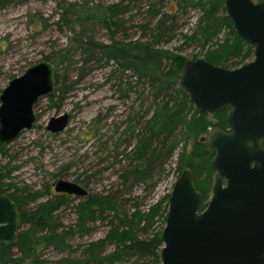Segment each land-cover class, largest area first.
Segmentation results:
<instances>
[{"label": "trees", "instance_id": "16d2710c", "mask_svg": "<svg viewBox=\"0 0 264 264\" xmlns=\"http://www.w3.org/2000/svg\"><path fill=\"white\" fill-rule=\"evenodd\" d=\"M28 1L0 0V8ZM138 5L146 7L143 14L147 23L138 26L141 36L132 40L127 33L128 23L135 17L131 12L140 13ZM58 10L60 13L53 26L58 32L64 30L70 35L63 47L43 58L56 68L54 93L47 97L49 107L58 111L67 99L72 89L67 85L68 70L79 81L94 68L110 64L111 74L126 80V88L117 92L122 98L127 97V92L135 94L140 101L139 109L125 120L126 128L121 135L125 137L123 150L118 151L120 143H114L110 149L116 153L111 165H120L115 189L87 193L80 198L74 206L77 218L74 227L61 228L56 217L70 202L69 196L51 193L49 199L38 203L40 197L50 193L51 187L32 191L28 185L19 187L9 181L17 170L16 166L10 167L15 158L8 155L7 146L0 147V158L8 159L0 166V193L8 195L16 204L21 226L14 248L0 245V264H45L43 251L49 248L58 252L72 251L66 242L68 238L77 233L89 234L94 224L104 222L109 230L103 239L83 248L82 257L63 262L160 264L157 251L161 247L160 234L169 197L140 205L136 202L138 198L132 197L133 190L141 186L144 193H152L167 176L166 166L172 162L177 176L184 168L193 171L196 189L205 203L213 185L209 164L213 153L200 138L211 127L225 130L227 112L199 114L179 86L181 68L187 60L161 46L175 39L179 15L197 10L200 15L190 33L180 35L184 46L178 50L192 46L198 50L200 59L233 70L252 60L253 48L234 32L225 13L224 0H118L111 3L82 0L66 6L59 4ZM222 31L226 37L218 43L217 37ZM101 32L106 38L104 42L99 38ZM98 122V118L94 120ZM92 176L88 175L84 182ZM160 225L162 228L156 231ZM108 245L113 246V251L105 254Z\"/></svg>", "mask_w": 264, "mask_h": 264}, {"label": "water", "instance_id": "95a60500", "mask_svg": "<svg viewBox=\"0 0 264 264\" xmlns=\"http://www.w3.org/2000/svg\"><path fill=\"white\" fill-rule=\"evenodd\" d=\"M236 35L253 48V58L229 70L204 59L186 61L179 86L199 114L227 111L226 129H208L200 138L213 153L211 195L195 186L184 168L172 185L157 251L160 264H264V0H224ZM55 66L30 65L0 93V147L16 141L37 122L35 106L55 89ZM67 114L51 117L46 131L63 132ZM55 194L84 198L86 190L59 180ZM20 213L0 193V245L14 248L19 240Z\"/></svg>", "mask_w": 264, "mask_h": 264}, {"label": "rangeland", "instance_id": "374dc122", "mask_svg": "<svg viewBox=\"0 0 264 264\" xmlns=\"http://www.w3.org/2000/svg\"><path fill=\"white\" fill-rule=\"evenodd\" d=\"M79 1L82 0H29L24 4H10L0 8V93L10 80L21 76L30 65L43 61L44 57H49L52 52L66 44L70 34L64 30L60 33L53 26L60 13L58 5L66 6L67 3ZM117 1L106 0L107 3ZM138 8L140 13L137 14L135 10L131 12L135 17L128 23L127 33L132 40L141 36L138 26L147 23L143 14L146 7L138 5ZM199 15L197 10H189L188 14L179 15L175 39L161 47L179 53L187 61L196 57L200 59L198 50L192 46L178 50L184 46L180 35L190 33ZM103 35L101 32L99 38L104 42L106 38ZM225 37V32L222 31L217 37L218 43ZM112 70L110 64L101 65L79 81L75 74L68 70L67 85H71L72 89L60 109L57 111L50 108L47 98L40 99L34 109L38 119L33 128L23 132L16 141L7 145L8 155L15 158L10 162V167H17L10 175L9 181L19 187L28 185L32 191L41 190L44 186L51 187L50 193L40 197L38 203L45 202L51 197V193H55L54 185L59 180L76 183L88 194L115 189L120 165H111L116 153L110 152V149L114 143H120L118 151L123 150L122 141L125 137L121 135L126 128L125 120L132 116L133 111L139 109L140 101L130 92H127L126 98L121 97L117 89H125L126 80L112 75ZM137 89L141 91L140 86ZM146 105L144 102V107ZM60 114L69 116L68 126L59 134L48 133V120ZM97 118L99 124L94 123ZM7 161V158H0V166L5 165ZM166 172L167 176L158 183L152 193L146 194L143 187H136L132 197L138 198V201H134L146 205L159 198L169 197L177 177L175 164H168ZM88 175L93 176L84 182ZM210 195L211 193L204 203L205 206ZM69 198L70 202L56 213L61 228L74 227L76 224L74 206L80 198ZM160 228L161 225L156 231ZM108 230L105 222L94 224L91 233H77L67 239L66 242L72 251L58 252L49 248L42 252V259L45 264H66L63 262L65 259L80 258L83 256V248L89 243L103 239ZM112 251L113 246L105 247V254Z\"/></svg>", "mask_w": 264, "mask_h": 264}, {"label": "flooded vegetation", "instance_id": "af4514ba", "mask_svg": "<svg viewBox=\"0 0 264 264\" xmlns=\"http://www.w3.org/2000/svg\"><path fill=\"white\" fill-rule=\"evenodd\" d=\"M227 113V112H226ZM211 168V167H210ZM212 170V169H211ZM213 171V170H212ZM213 176H214V179H215V172L213 171ZM214 179H213V183H214ZM55 194V193H54Z\"/></svg>", "mask_w": 264, "mask_h": 264}]
</instances>
